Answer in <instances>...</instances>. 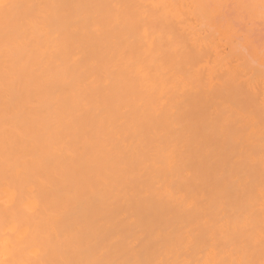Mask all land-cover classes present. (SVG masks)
<instances>
[{
	"label": "bare ground",
	"instance_id": "obj_1",
	"mask_svg": "<svg viewBox=\"0 0 264 264\" xmlns=\"http://www.w3.org/2000/svg\"><path fill=\"white\" fill-rule=\"evenodd\" d=\"M0 264H264V0H0Z\"/></svg>",
	"mask_w": 264,
	"mask_h": 264
}]
</instances>
